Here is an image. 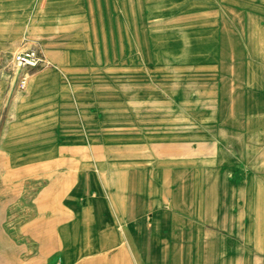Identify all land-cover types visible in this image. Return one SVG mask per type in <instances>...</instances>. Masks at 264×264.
I'll return each mask as SVG.
<instances>
[{
	"label": "crops",
	"instance_id": "crops-1",
	"mask_svg": "<svg viewBox=\"0 0 264 264\" xmlns=\"http://www.w3.org/2000/svg\"><path fill=\"white\" fill-rule=\"evenodd\" d=\"M128 4L0 0L6 46L46 62L0 114V264H264V104L230 144L127 139L107 80Z\"/></svg>",
	"mask_w": 264,
	"mask_h": 264
},
{
	"label": "rangeland",
	"instance_id": "rangeland-1",
	"mask_svg": "<svg viewBox=\"0 0 264 264\" xmlns=\"http://www.w3.org/2000/svg\"><path fill=\"white\" fill-rule=\"evenodd\" d=\"M128 3L131 25L117 36L107 80L122 110L123 136L145 144L168 137L230 144L264 104V0ZM7 35L0 33V114L24 89L13 50L31 45L25 37L9 48Z\"/></svg>",
	"mask_w": 264,
	"mask_h": 264
},
{
	"label": "built area",
	"instance_id": "built-area-1",
	"mask_svg": "<svg viewBox=\"0 0 264 264\" xmlns=\"http://www.w3.org/2000/svg\"><path fill=\"white\" fill-rule=\"evenodd\" d=\"M12 66L16 70H20L24 67H39L43 62V55L37 47H28L16 51L12 54ZM27 83V76L22 75L18 81V86L20 89H23Z\"/></svg>",
	"mask_w": 264,
	"mask_h": 264
}]
</instances>
